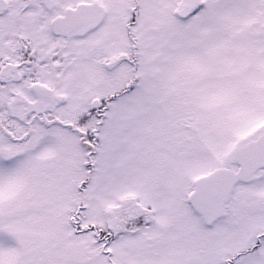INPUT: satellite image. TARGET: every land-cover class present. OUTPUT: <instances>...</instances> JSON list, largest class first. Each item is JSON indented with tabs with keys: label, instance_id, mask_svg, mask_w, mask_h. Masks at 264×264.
Masks as SVG:
<instances>
[{
	"label": "flooded vegetation",
	"instance_id": "af4514ba",
	"mask_svg": "<svg viewBox=\"0 0 264 264\" xmlns=\"http://www.w3.org/2000/svg\"><path fill=\"white\" fill-rule=\"evenodd\" d=\"M222 1L172 0L170 7V0H0V164L12 163L21 186L29 185L16 203L19 210L40 202L41 178L51 182L55 177L51 168L38 166L44 130H71L73 121L82 122L84 137L94 148L100 146L102 122L108 119L139 116L147 119V129L167 114L169 89L151 86L147 54L140 44L154 28V14H170L182 24L180 29L185 21L205 14L209 4L207 17L197 16L189 23L206 20ZM244 7L241 18L226 23L223 39L231 43L226 50L258 55L264 49V16L258 11L259 0H244ZM241 25H252L249 33H231ZM180 74L171 92L175 87L178 99L188 95L187 115L198 119L191 129L193 139L179 138L177 148H129V160L119 151V166L112 174L116 180L120 162L127 165L132 192L127 197L122 193L125 198L114 205L116 212L107 211L110 221L105 229L94 235L109 264H124L122 252L113 246L124 234L132 253L129 264H264V166L241 178L220 207L214 201L206 211L200 197L193 205L190 201L202 177L223 168L238 170L235 152L257 147L264 121L232 145L230 134L228 143L217 148L224 158L214 156L216 167L185 187L174 169L185 163L186 153L213 154L215 146L208 136L216 130L214 117L198 112L196 105L203 106L196 88L192 95ZM216 121L221 123V117ZM91 153H85L90 178L96 169ZM100 153L98 158L104 154ZM98 173L106 179L99 167ZM141 192L145 194L138 196ZM202 230L213 240L209 257L201 256L206 253L201 249V243L206 248ZM229 235H239L241 245H223Z\"/></svg>",
	"mask_w": 264,
	"mask_h": 264
},
{
	"label": "rangeland",
	"instance_id": "374dc122",
	"mask_svg": "<svg viewBox=\"0 0 264 264\" xmlns=\"http://www.w3.org/2000/svg\"><path fill=\"white\" fill-rule=\"evenodd\" d=\"M170 2L171 7L173 2ZM206 6L203 9L205 14L201 12L194 18L207 17L209 4ZM244 8V0H223L214 11L211 10L212 15L206 20L193 24L189 22L194 18L187 20L185 27L180 29L182 24L173 20L170 14L164 16L160 11L154 14L151 24L154 28L140 44L147 54L151 86L154 90L169 89L167 114L147 129H144L147 119L139 116L108 119L102 122L100 146L94 148L84 137L82 122L73 121L71 130L57 126L44 130L38 166L51 168L55 177L51 182L46 177L41 178L39 203L29 202L24 210H19L16 203L29 185L21 186L22 182L16 178L18 171L12 169V163L0 164V264H109L106 254L102 253L101 240L94 234L98 233L97 229H105L110 221L107 211L116 212L114 205H119L124 197L122 193L127 197L132 192L129 190L132 188L131 170L127 165L120 162L121 176L116 180L112 174L113 168L119 166L117 153L122 151L121 157L129 160V148H177L179 138L193 137L191 129L198 119L197 115L195 118L187 115L191 105L184 98L188 95L178 99L175 87L171 92L180 73V80L184 79L182 82L191 94L196 88V95L204 108L197 104L198 112L211 114L216 130L213 131L215 136H208L215 146L213 154L186 153L189 157L185 163L174 169V175L185 187H191L196 179L216 167L211 162L214 156L224 158V153L218 152L217 148L228 141V145H232L250 134L257 123L264 121V49L258 55L226 50L231 43L227 44L223 39L229 29L226 23L241 18ZM258 11L264 16V0H259ZM251 26L244 28L241 25L231 33L247 34ZM155 100L153 98L152 102ZM152 109L156 110L155 107ZM219 117L221 123L216 121ZM184 123L185 129L180 130ZM93 128L97 129L96 122ZM95 132L99 134V131ZM230 134L233 141H227ZM87 150L92 152L91 158L96 165L92 178L85 168ZM98 152L104 154L100 153L98 158ZM98 167L100 171L104 170L105 180L99 176ZM49 177L53 174L50 173ZM143 194L145 192L138 196ZM27 196L24 195V199ZM201 232L206 242V248L201 243V249L206 251L201 256L209 257L208 249L213 240L208 232ZM125 235L113 246L122 252L123 263L129 264L132 253L126 244L129 238ZM230 237L222 240L223 245L225 242L241 245L239 235ZM125 244L129 248L126 249Z\"/></svg>",
	"mask_w": 264,
	"mask_h": 264
},
{
	"label": "water",
	"instance_id": "95a60500",
	"mask_svg": "<svg viewBox=\"0 0 264 264\" xmlns=\"http://www.w3.org/2000/svg\"><path fill=\"white\" fill-rule=\"evenodd\" d=\"M235 160L238 164L237 171L218 169L197 181L195 189L190 195L192 205L194 198L198 196L201 200V208L206 211L211 210L215 204L214 201H217L218 207L222 206L230 198L232 190L241 178L263 167L264 135L257 141L256 148L237 150ZM204 217L208 218L209 216L204 215Z\"/></svg>",
	"mask_w": 264,
	"mask_h": 264
}]
</instances>
